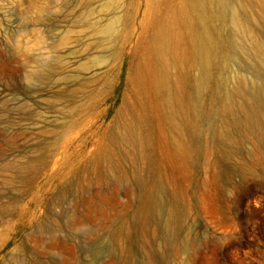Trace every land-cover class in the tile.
I'll list each match as a JSON object with an SVG mask.
<instances>
[{
	"label": "rangeland",
	"instance_id": "1",
	"mask_svg": "<svg viewBox=\"0 0 264 264\" xmlns=\"http://www.w3.org/2000/svg\"><path fill=\"white\" fill-rule=\"evenodd\" d=\"M110 1L0 0V264H264V0L232 1L241 29L207 26L192 140L170 115L202 70L189 0ZM125 124L151 163L108 170ZM165 176L176 218L142 200Z\"/></svg>",
	"mask_w": 264,
	"mask_h": 264
},
{
	"label": "bare ground",
	"instance_id": "2",
	"mask_svg": "<svg viewBox=\"0 0 264 264\" xmlns=\"http://www.w3.org/2000/svg\"><path fill=\"white\" fill-rule=\"evenodd\" d=\"M232 1L233 0H189V4L191 6L190 9L192 8L193 10V15H192L193 20L192 19L190 20H192L191 24L196 28L195 29L196 30V33H195L196 42H195L193 51L201 59L199 62H200V66L202 67V70H201V74L199 75L200 77L196 79V82L194 85V89H195L194 90V101L191 104H187V106L184 107L181 97L175 96L174 94L173 97L171 96L172 103L169 102V104L171 103V107L173 109H170L171 108L170 106H169V109L170 111L172 110L170 114L171 117L176 119V123L179 128L188 132L185 134H187V136L190 135V140L194 138L192 129L194 127V123L198 115V111H201L200 105L202 103V98L200 96V93H201L200 90L205 85L204 83L207 80L206 75L211 70V66H212L211 63H212L213 58H215L214 57L215 53L217 52L216 50H217L218 41L217 39H215L214 36L211 35L212 33L210 34V31L208 29H211V28H208L207 26L215 18L220 19L221 21H224V22L228 21L229 27L232 26V28H235V29H239L242 26L240 25L241 23L240 13L245 11V7L242 3L241 4L238 3L241 6L240 13H239L236 8H235L236 10L231 8V3H233ZM112 2L113 1L111 0L110 3ZM100 19L97 20L96 18V20L91 22V28L93 31L92 33L98 34L102 37H105V36L107 37L111 33L112 23H104L103 21H99ZM244 32H245V29H244ZM254 48H255L257 55H261L264 52V47L262 46V42L259 41L258 39L254 42ZM227 109L228 107L226 106L224 110L226 111ZM146 136L147 135H144L138 129V127H136L134 124L132 125L125 124L122 131L114 139L107 153H105L104 156L102 157L103 159L102 166L105 165V167L108 170L117 171L119 170L118 159H121L123 156L125 160H128V162L136 168L138 167L140 163L147 162L150 159V153L148 152V149L146 147L147 139H148ZM167 178L168 177L165 176L155 181H152L150 185L148 186L147 190L145 191V195L142 200L144 204L148 206H152V205H158L159 203L161 204L165 202V196H167L168 197L167 201L170 206V209L168 208L170 217L176 218L183 214L185 210V201L183 197L181 196V194L177 191V189H175L172 186L171 182ZM142 179L143 177L142 175L139 174V171H138V173L134 175V180L136 181V183L137 182L139 183L140 181H142ZM144 181L146 184L147 181L146 180ZM142 183H139V184H142ZM88 186L90 187L89 184ZM165 207L167 208V206Z\"/></svg>",
	"mask_w": 264,
	"mask_h": 264
}]
</instances>
